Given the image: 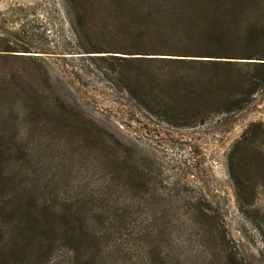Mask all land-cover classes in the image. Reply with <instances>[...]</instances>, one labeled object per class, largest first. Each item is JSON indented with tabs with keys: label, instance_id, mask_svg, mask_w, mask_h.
I'll return each instance as SVG.
<instances>
[{
	"label": "rangeland",
	"instance_id": "obj_1",
	"mask_svg": "<svg viewBox=\"0 0 264 264\" xmlns=\"http://www.w3.org/2000/svg\"><path fill=\"white\" fill-rule=\"evenodd\" d=\"M89 1L81 0L91 14L83 27L66 0H0V126H6L1 140L11 148L9 162L0 158V186L10 176L16 188L35 190L47 203L55 195L66 201L90 198L109 216L115 214V200H125L130 223L111 231L121 236L120 246L130 248L126 264H216V248L209 247L191 213L200 202L218 214L232 252L250 264H264V81L235 106L213 92L209 103L215 105L201 123L170 124L130 89L125 77L130 64L119 66L117 53L89 49L103 40L97 8ZM253 48L258 59L234 60L247 73L264 74V34ZM39 102L44 108L29 112ZM94 135L120 141L126 158L155 190L125 191ZM152 225L164 227L155 259L142 253L148 245L142 233ZM6 229L0 249L16 255L21 239ZM55 262L49 256L43 264Z\"/></svg>",
	"mask_w": 264,
	"mask_h": 264
},
{
	"label": "trees",
	"instance_id": "obj_2",
	"mask_svg": "<svg viewBox=\"0 0 264 264\" xmlns=\"http://www.w3.org/2000/svg\"><path fill=\"white\" fill-rule=\"evenodd\" d=\"M66 1L77 10L78 24L87 25L91 15L89 8L81 5V0ZM89 2L97 8L98 33L103 39L89 49L117 53L114 58L123 61L117 62L119 66L130 64L131 68L125 72V77L130 79V89L144 101L149 112L170 124L192 126L201 123L215 105L209 103L213 92L221 95L223 102L235 106L242 102L252 86L264 81V74L247 73L240 67V61L234 60L258 59L253 45L264 34V0ZM97 23L93 22L96 31ZM244 81L249 87H243ZM231 86L236 90L232 91ZM42 104L39 102L38 108H30L29 112L41 111ZM45 104L48 103L45 101ZM60 115L65 123H73L71 117ZM5 129L0 126V158L9 162L6 156L10 145L1 140ZM86 139H94L100 145L104 159L111 157L114 176L123 178L125 191L135 189L147 193L148 189L155 190L142 169L137 170L126 158L120 149L122 143L116 138L94 135ZM21 152L17 148L15 153ZM3 180L0 239L7 228L8 233L21 240L16 255L11 250L7 254L0 249V264H43L49 256L57 259L55 264H126L130 248L120 246L121 236L116 237L117 233L111 231L117 226L126 228L130 223L132 216L125 200H115V214L109 216L94 206L90 198L66 201L58 200L55 195L47 203L35 190L24 186L16 188L10 176ZM171 201L167 200L168 205ZM149 203L157 201L150 198ZM192 209L199 227L206 233L209 247L216 248L213 259L216 264H250L228 248L218 214L200 202L192 205ZM163 231L164 227H146L142 233L148 242L142 252L144 255L153 259L160 257L157 238ZM10 234L9 246L14 244Z\"/></svg>",
	"mask_w": 264,
	"mask_h": 264
}]
</instances>
